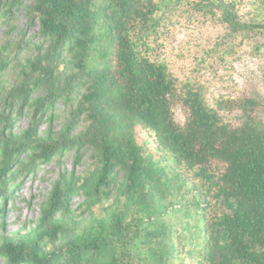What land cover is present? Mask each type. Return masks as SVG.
Instances as JSON below:
<instances>
[{
    "label": "trees",
    "instance_id": "1",
    "mask_svg": "<svg viewBox=\"0 0 264 264\" xmlns=\"http://www.w3.org/2000/svg\"><path fill=\"white\" fill-rule=\"evenodd\" d=\"M239 2L0 0V28L18 10L37 26L27 41L0 43V200L22 154L46 160L75 148L92 156L84 172L56 181L27 234L0 240L6 264H183V255L203 264H264V122L256 115L264 102L208 96L198 80L176 77L161 29L168 13L188 7L234 35L263 38L249 43L257 56L264 24L242 21ZM59 102L68 107L65 127L41 135L38 126ZM25 111L28 126L15 132ZM136 127L152 133L163 156L197 185L174 210L160 205L169 183L136 142ZM76 196L82 202L73 207ZM174 211L194 218L177 245L164 224Z\"/></svg>",
    "mask_w": 264,
    "mask_h": 264
},
{
    "label": "rangeland",
    "instance_id": "2",
    "mask_svg": "<svg viewBox=\"0 0 264 264\" xmlns=\"http://www.w3.org/2000/svg\"><path fill=\"white\" fill-rule=\"evenodd\" d=\"M238 9L242 21L264 24V6L261 2L240 0ZM36 29V24L30 23L25 12L18 10L12 15L11 22L0 28V43L8 36L11 39L23 38L27 41L36 33ZM161 29L165 36L166 61L176 77L198 80L206 87L208 96L228 92L247 95L264 102V49L261 48L260 53L254 56L249 45L253 43L254 46H260L263 38L255 33L243 32L239 35L246 37L248 44L239 45L238 39L241 36L234 35L217 18L194 13L188 7H179L168 13L163 19ZM203 56L208 59L198 63ZM100 63L98 59L89 66L92 68ZM2 111L0 104V113ZM67 115L68 107L62 102L57 103L51 116L45 117L38 126L39 133L44 135L49 129L61 131L65 127ZM256 115L264 122L263 113L258 112ZM174 118L179 125L183 124L184 114L179 106L174 109ZM28 123L29 115L25 111L16 121L14 131L25 130ZM134 131L136 142L147 154L154 156L158 161L161 177L168 180L169 187L161 194L160 205L174 210L179 200L193 197L197 185L183 179L184 176L173 163L163 156L152 133L138 127ZM91 164L92 156L84 149H69L46 160H33L29 154H22L18 163L6 173L9 184L6 188L7 198L0 200V240L3 237L16 240L27 234L37 221L40 209L56 181L60 177L82 173ZM70 201L76 207L81 204L82 198L76 196ZM114 203L115 200L111 208L115 207ZM193 220L194 218H186L184 211H174L164 218V224L175 235L174 245L180 243L181 235L191 234L189 224ZM185 245L188 249L189 242ZM181 257L183 264H203L198 260L192 261L189 255ZM0 264H6L1 257Z\"/></svg>",
    "mask_w": 264,
    "mask_h": 264
}]
</instances>
